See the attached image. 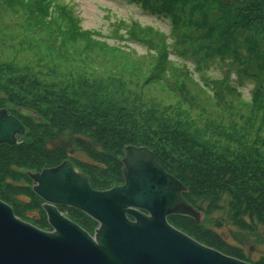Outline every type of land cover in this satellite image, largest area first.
I'll use <instances>...</instances> for the list:
<instances>
[{
	"label": "trees",
	"instance_id": "16d2710c",
	"mask_svg": "<svg viewBox=\"0 0 264 264\" xmlns=\"http://www.w3.org/2000/svg\"><path fill=\"white\" fill-rule=\"evenodd\" d=\"M3 1L9 9H20L28 24L17 42L15 36H5L2 48L19 52L25 46L26 51L34 50V28L38 26L49 30L55 27L62 47L88 37L64 8L58 10L67 22L66 30L56 24L52 7L45 0ZM127 1L167 18L174 30L180 26L176 47L180 46L182 54H190L193 61L216 57L238 60L242 44L243 65L257 64L260 73L264 72V0ZM34 4L43 7L35 8ZM84 49L90 51V44ZM50 71L52 76L56 74ZM260 84L264 86V80ZM184 93V98L194 101L190 93ZM160 106L146 99L143 92L134 93L130 85L117 84L109 89L101 85V78L96 80L86 71L44 81L31 67L16 68L0 60V109L26 129L15 146L0 145V200L20 220L48 231L42 201L32 192L27 172L39 173L70 160L88 178L93 190L107 191L123 185L124 148L146 147L160 167L186 188L182 197L204 215L201 224L187 217H169L173 227L221 254L249 264H264V257L255 262L248 260L241 248L204 224L210 213L222 211V203H226L233 227L264 231V161L257 148L234 154L219 151L203 142L191 130V124L180 121L181 111ZM21 108L33 111L39 119L21 116ZM257 109L264 111L262 105ZM213 134L222 139L220 132ZM65 142L87 160L72 157ZM58 209L93 234L97 224L88 217L68 207Z\"/></svg>",
	"mask_w": 264,
	"mask_h": 264
},
{
	"label": "rangeland",
	"instance_id": "374dc122",
	"mask_svg": "<svg viewBox=\"0 0 264 264\" xmlns=\"http://www.w3.org/2000/svg\"><path fill=\"white\" fill-rule=\"evenodd\" d=\"M9 1L18 0L6 2ZM45 1L51 5V16L55 15L62 30H66L67 22L62 20L58 8L73 15L80 31L88 37L62 47L55 27L49 30L38 26L33 37L36 49L26 51L21 46L17 52L2 48L5 36H15L17 42L28 22L20 9H9L0 0L1 62L21 69L31 67L44 81H57L67 74L74 77L86 71L96 80L101 78V85L109 89L117 84L130 85L134 93L143 92L151 103L181 111L180 121L191 124V130L203 142L233 154L254 147L264 161V111L257 109L262 105L264 110V86L260 84L264 72L260 73L257 64L258 68L255 64L243 65L242 44L238 60L216 57L193 61L190 54H182L180 46L176 47L180 26L174 30L167 18L138 4L127 0ZM87 43L90 51L84 49ZM17 53L20 55L15 59ZM50 70L56 74L52 76ZM184 91L194 101L184 98ZM213 131L220 132L222 139ZM64 144L72 157L87 160L73 151L69 142ZM221 209L210 213L204 224L232 246L241 248L248 260L255 262L264 257V231L238 230L229 222L226 203H222ZM217 222L220 227L214 226Z\"/></svg>",
	"mask_w": 264,
	"mask_h": 264
},
{
	"label": "water",
	"instance_id": "95a60500",
	"mask_svg": "<svg viewBox=\"0 0 264 264\" xmlns=\"http://www.w3.org/2000/svg\"><path fill=\"white\" fill-rule=\"evenodd\" d=\"M21 116L38 120L29 109ZM25 127L0 109V145L15 146ZM123 185L95 191L70 160L27 172L49 231L16 217L0 200V264H249L204 246L173 227L169 217L201 224L204 215L183 197L186 188L167 174L146 147L127 146ZM57 207L79 211L97 224L93 235Z\"/></svg>",
	"mask_w": 264,
	"mask_h": 264
}]
</instances>
